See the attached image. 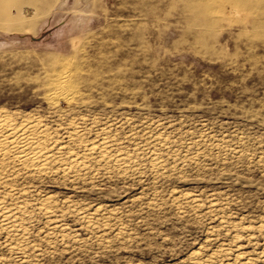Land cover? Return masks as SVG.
Instances as JSON below:
<instances>
[{"label": "rangeland", "instance_id": "rangeland-1", "mask_svg": "<svg viewBox=\"0 0 264 264\" xmlns=\"http://www.w3.org/2000/svg\"><path fill=\"white\" fill-rule=\"evenodd\" d=\"M7 117L0 264H264V0H0Z\"/></svg>", "mask_w": 264, "mask_h": 264}, {"label": "bare ground", "instance_id": "bare-ground-1", "mask_svg": "<svg viewBox=\"0 0 264 264\" xmlns=\"http://www.w3.org/2000/svg\"><path fill=\"white\" fill-rule=\"evenodd\" d=\"M8 117L0 120V177L3 175L4 171H6V168L10 163H18L38 168H44L51 163L54 159V155L45 152V149H48L46 145L47 142L51 141V133L49 129L46 126H43L39 120H35L33 123L30 122L29 124L24 123L16 125L8 119ZM73 131L74 134H69V138L73 136L80 139L82 138V134H80L76 128L73 129ZM93 149H99L101 153H104L109 147L106 140L102 139V142L98 147L92 146L90 148L91 151ZM59 152L60 151H58L57 154H60ZM75 163L79 165L76 161ZM4 180L2 178V181ZM49 203L50 199L44 198L41 201V206L48 209ZM4 207L5 206H3V203L0 200V214L2 217L11 219L12 222H15V216ZM46 212L48 213V211ZM236 259L239 260L240 258L238 257ZM253 263L254 260L246 259L244 262L234 261L233 264Z\"/></svg>", "mask_w": 264, "mask_h": 264}]
</instances>
